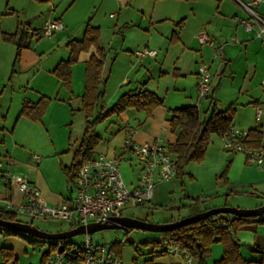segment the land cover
<instances>
[{"label": "crops", "instance_id": "0c3cea01", "mask_svg": "<svg viewBox=\"0 0 264 264\" xmlns=\"http://www.w3.org/2000/svg\"><path fill=\"white\" fill-rule=\"evenodd\" d=\"M211 1L0 0V29L13 32L20 23L28 28L30 34L29 47L21 50L17 60H14L16 46L13 42L3 40L0 34V162L2 160L5 163V170H0V207L5 208L7 200L16 204L21 198L15 187L5 184L4 171L27 174L48 204L66 202L71 197L72 184L64 181L65 187L52 185L38 167L41 157L39 161H34L30 150L36 138L39 140L42 135L47 134L46 122L59 118L53 111L61 108L62 116L66 119L72 98H77L81 106L85 63L92 55L97 56L96 47L90 46L88 50L79 52L76 62L71 66L69 87L53 73V69L60 60L68 57L67 43L71 39L82 38L87 24L99 28V43L105 53V81L99 104L109 108L108 105L112 106L120 94L143 88L153 92L162 101L148 117L143 111L134 109L117 113L122 122L119 128L120 139L115 136L107 143L99 141L93 149L94 153L117 155L130 131L129 128H132V139L136 142L157 141L166 147L175 139V134L169 129V109L199 104V65L207 63L212 67L216 58L207 44L198 41L196 35L201 29L215 44L226 42L223 44L220 60L215 65L213 80H217L216 86L213 87L212 84L211 92L205 98L206 107L200 109L201 112L209 109L210 105L218 108L219 103L218 109H223L233 104L234 126L247 130L259 127L264 131V117L260 120L255 118V107L264 102V86L261 85L264 72L259 79L255 77L256 66L250 72L248 65L252 66L253 60H247V64L236 73L231 51L235 43H227L229 40H239L248 44L252 38H259L261 41L264 39L256 35L254 28L248 31L243 25L235 23V19L247 16L244 9V14H240L229 1ZM256 9L264 14V3L259 4ZM46 20H59L63 28L54 31L50 36H42V24ZM228 22L231 25L228 26ZM143 47L156 49V55L136 59L135 51ZM55 50H60V53L65 50L66 58L50 60L53 64L47 70L42 66L34 70V63L41 54L46 51L52 54ZM227 69L228 75L223 78ZM41 97L49 98V102L40 120L32 121L20 114L25 101L36 102ZM39 130L40 133L36 134ZM217 136L221 138L220 135ZM222 159L229 161L226 177L231 186L249 184L264 195V171L248 163L245 155L240 152L225 154ZM63 164L69 163L61 162L60 166ZM181 177L175 176L171 180L156 184L159 201L165 193H172L178 185L182 187ZM158 241L161 243L163 237L160 236ZM114 243L118 241L110 244L111 250L121 258L120 248L119 254L116 253ZM176 255L181 260L180 263L164 258L163 255L155 258L153 263L183 264V257Z\"/></svg>", "mask_w": 264, "mask_h": 264}, {"label": "rangeland", "instance_id": "374dc122", "mask_svg": "<svg viewBox=\"0 0 264 264\" xmlns=\"http://www.w3.org/2000/svg\"><path fill=\"white\" fill-rule=\"evenodd\" d=\"M226 1H229L233 8L237 9L240 14H244L243 9L246 11V9L235 0H232L233 2L230 0ZM211 2L214 1L212 0ZM251 8L264 16L256 7L251 6ZM225 22H227V20H225ZM229 24L228 22V26ZM261 39H264V36H261ZM227 43H235L231 51L233 52V63L236 73L240 72V68L247 64V60H253L252 66H248L250 72L254 69V66H256L257 70L255 77L259 79L261 73L264 72V55H262V50H264L262 49V43H264V40L261 41L259 38H252L248 44L239 42V40L237 42L229 40ZM222 44L225 45L226 42ZM210 49L211 53H213V49ZM65 52V50L61 53L60 50H55L52 54L48 51L44 52L34 63V70L36 67L40 66L45 70L51 68L53 62L51 63L50 60L55 58H66L67 55H65ZM215 57L216 58H214L212 62V67L205 63L210 67L209 70L212 75L213 87H215L217 83V80H213L215 65L220 60L219 58L221 56L218 55ZM227 75L228 69L223 78ZM71 100V106L68 105L70 112L67 111L69 116L65 119V117L62 116L63 111L61 108L53 111L52 113L59 115V118L57 117V119L54 118V120H49V123L46 122V126H48L47 136L42 135L39 140L36 138L30 150V155L37 154L41 157V162L38 167L43 170L49 182L58 188L60 186L65 187L64 181H66V176L62 171L60 163H70L72 161L73 152L78 147L86 125L85 115L84 112L80 110L79 100L77 98H72ZM206 101L205 98H201L198 104L201 110L206 107V104H204ZM109 106L111 105H108V107ZM99 107L95 110V113H97ZM217 107L220 108L219 103ZM53 114L50 115L51 118H53ZM120 117L121 116H118L117 113L111 114L95 124L93 128L94 134L100 137L99 141H101V143H107L108 140L115 136L117 139H120L121 130L119 128L122 125ZM129 129L131 130L132 128ZM37 133H40V130L37 131L36 134ZM220 139L221 138L216 134L212 135L203 159L200 161H191L185 166L184 172L181 175L183 180L182 187L178 185L172 193H165L161 201L158 200V187H156L153 190V197L149 202L134 207H127L123 210L122 214L150 223H161L192 215L196 213L195 210L198 209L203 211L205 209L220 206L248 209L264 204V195H261L256 189L252 188L251 185L243 183L231 186L226 177L229 161L225 162L222 157H225V154H231L233 152L225 150ZM1 162L2 165L0 166V170H5V166H3L5 163L2 160ZM253 165L256 167L255 164ZM120 168L122 176L127 184H130V182L135 184L137 182L139 177V166L134 157H131L129 162L127 160L121 161ZM187 194H190V196ZM16 220L31 224L39 230L51 233L65 231L73 226L68 220L64 219L32 218L24 214H17ZM92 236L96 242L105 243L107 245L118 241L123 264H130V262H133V259H137V261L142 263L144 259L149 258L152 246L144 245L142 242L158 240L161 233L138 228L126 230L102 229L93 232ZM81 237L82 235L79 234L71 239L78 240L81 239ZM234 237L240 242V252L242 256L246 259H256L258 257V252L249 249L248 245L255 243L264 246V223L251 224V226L240 228L235 231ZM50 241L51 240H38L29 234L19 235L10 233L5 235L2 231L0 233V248L11 247L16 258V264H39L42 253L49 247ZM221 252V244L217 242L213 243L210 253L206 258L207 264H211L215 258L220 256ZM163 257L176 263H180L181 261L176 254L172 253H166ZM2 262L3 260L0 253V264ZM5 264H12V261Z\"/></svg>", "mask_w": 264, "mask_h": 264}, {"label": "built area", "instance_id": "2783aa9c", "mask_svg": "<svg viewBox=\"0 0 264 264\" xmlns=\"http://www.w3.org/2000/svg\"><path fill=\"white\" fill-rule=\"evenodd\" d=\"M246 9L248 17L235 19L246 30L255 28L258 37L264 36V16L251 8L264 3V0H235ZM257 27V28H256ZM63 28L59 20H46L42 24L41 35L50 36L54 31ZM197 39L213 49L214 56H221L223 44H215L201 29ZM156 49L143 47L135 51V58L155 56ZM264 86V77L261 78ZM212 88V75L205 63H200L197 71L198 99L207 98ZM264 117V102L255 107V118ZM133 130L128 132L117 155L103 152L85 158L80 153L78 172L71 185V197L66 202L48 204L44 201L38 187L29 180L25 173L4 171L6 185L14 186L21 198L16 204L6 201L5 209L32 218H56L68 220L73 226L87 225L92 222H108L112 217L122 216L127 207H134L149 202L153 190L159 182L171 180L176 176L175 158L167 147L159 142H136L132 139ZM247 129L230 124L220 135L225 150L243 153L246 161L255 164L264 171V148L246 145L243 138ZM134 157L139 166V177L135 184H127L122 176L121 161ZM34 161H39L37 154H32ZM1 164V162H0ZM1 233V232H0ZM81 239H57L48 257L41 264H123L110 247V244L96 242L92 233L81 234ZM74 237V236H73ZM169 253L183 257V264H192V257L187 248L180 246L175 238H166L161 242ZM135 264V263H130Z\"/></svg>", "mask_w": 264, "mask_h": 264}, {"label": "trees", "instance_id": "16d2710c", "mask_svg": "<svg viewBox=\"0 0 264 264\" xmlns=\"http://www.w3.org/2000/svg\"><path fill=\"white\" fill-rule=\"evenodd\" d=\"M0 34L3 40L13 42L16 46L14 60L18 59L23 48L29 47L28 37L30 34L28 28L20 23L15 31L6 32L0 29ZM99 38V28L87 24L82 38L71 39L67 43L68 57L60 60L53 69V73L69 87L71 66L76 62L79 52L88 50L90 46L96 47L97 56L92 55L86 61L84 68L85 84L80 106V110L84 112L86 119L83 136L74 152L72 161L68 165H61L66 176V182L69 185L74 182L80 166V161L77 159L78 155L83 153L85 158H89L95 154L93 149L100 140V137L94 134L93 128L96 123L113 113H121L127 109L143 111L148 117L156 107L162 104V101L153 92L143 88L120 94L109 108H105L103 105L98 106L103 95L105 81L103 77L105 53L100 46ZM48 102L49 98L47 97H41L36 102L25 101L20 114L32 121H38L41 119ZM210 106L209 113V109L201 112L196 104L169 109V129L171 133L175 134V139L168 143L166 147L176 160V176L183 174L184 167L189 162L203 159L212 134L221 135L232 124L235 112L233 104H229L223 109H218L215 105ZM98 107L99 109L95 113ZM243 142L251 147L264 148V131L259 127L248 129ZM0 217L11 221L16 220V214L4 207H0ZM257 223H264V215L238 217L229 213H218L176 229L162 232L161 236L163 240L175 238L181 247L187 248L192 257V264H207L206 258L210 253L211 245L216 242L221 244L222 252L211 264H264V246L252 244L253 248L251 250L256 251V249H259V251H256L258 257L256 259H246L240 252V242L234 237L236 230ZM1 231L5 235L10 233L25 235L16 230L0 227ZM55 242L56 240L50 241L49 247L42 253L39 264L43 263L48 257ZM142 244L152 246L151 255L149 258L144 259L142 263L134 259L133 263L135 264H154L153 261L156 257L168 252L158 240L143 241ZM113 247L117 249L116 253L119 254V243H114ZM0 253L3 260L1 264L9 261L16 264V258L11 247L0 248Z\"/></svg>", "mask_w": 264, "mask_h": 264}, {"label": "water", "instance_id": "95a60500", "mask_svg": "<svg viewBox=\"0 0 264 264\" xmlns=\"http://www.w3.org/2000/svg\"><path fill=\"white\" fill-rule=\"evenodd\" d=\"M218 213H229L238 217H249V216H259L264 215V204L254 208L242 209L238 207L231 206H220V207H212L209 209H205L203 211L196 212L192 215L182 217L180 219L168 222L161 223H150L143 220H140L131 216H118L112 217L108 222H92L87 225H78L76 227H71L65 231L60 232H45L37 229L28 223H23L17 220L11 221L7 219H3L0 217V227L16 230L25 234H29L37 239L41 240H57V239H67L73 236L83 234L85 232L93 233L95 231H99L102 229H142L153 232H167L178 227H181L185 224L192 223L194 221L205 219L213 214ZM248 248L252 249L253 246L250 244ZM259 251V249H256Z\"/></svg>", "mask_w": 264, "mask_h": 264}]
</instances>
